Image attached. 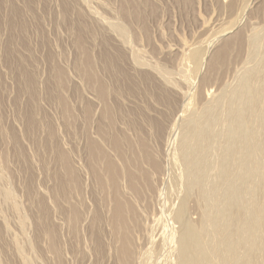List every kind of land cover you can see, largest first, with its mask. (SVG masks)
<instances>
[{
	"label": "rangeland",
	"instance_id": "374dc122",
	"mask_svg": "<svg viewBox=\"0 0 264 264\" xmlns=\"http://www.w3.org/2000/svg\"><path fill=\"white\" fill-rule=\"evenodd\" d=\"M3 2L4 0H0V16L2 18L8 14L9 9L7 5L3 4ZM11 2L14 7L22 12L23 16L21 19L27 24V29L24 34L15 33V35H17L19 38V40H17L14 45L16 59L18 63H20V59H22L24 67L27 69V71L35 77L38 85L41 84L39 85L41 93L39 94L40 98L38 100V111L36 115L39 119L46 118V120H48L53 132L52 141L57 145L59 152L64 153L62 155L64 156L65 160H67V163L70 164L73 174L76 176V179L79 183L77 185V187L79 186V188H77L79 192L70 191L68 194V202L57 199L58 201H55L58 202L57 204H60L59 206H55L53 196L54 193H52L55 183L52 175L50 174L51 170H54L55 162L52 157L49 156L47 151H44V149L41 148L39 151L37 150L33 137L26 132V120L23 117V114L29 99L25 93H19V68L16 66H10L6 60L4 47L11 32L9 28L2 26L3 23H0V163L4 162L7 165H0L2 167V169L0 167V171H3L0 173V264H60V259H55L54 252L52 251L53 253H51V249H47V240L49 239L47 235L43 236V238L40 235V237L38 236V234L41 233L38 231L44 226V221H42L43 218L40 220L41 217L38 215L40 217L38 218L35 213L37 212L36 204L34 203L36 202L35 197L42 200L49 212V223L54 228L55 234H57V238L61 243L59 244L61 245L60 250L62 251L59 250V258H61L62 264H119L120 258H118V256L115 254L120 252L119 249L121 247L124 248H121L120 250L124 249L125 251L129 252L128 255L130 254V256L127 257L129 260H127L126 264H183L184 258L182 257L184 256H181V250H179V248L182 246L181 236L185 224L189 223L190 227L193 226L192 228L199 231L204 227V221L206 219H208V221H205L207 230L206 227H204L205 230L202 229L201 231H208L209 233L210 230V234L207 233L205 235L204 233V238H206L204 239V242L208 246L207 240H209V246L207 247L204 245L203 241L202 244L206 249H210V247H212L211 250H208L213 253H211L213 257L210 256V259L214 262V264H217L218 262V264H222V257H226L223 260L226 259V261L229 262L226 263V261H223L225 262L223 264H249L246 262H251V259L252 261L255 260L252 262V264H264L263 252L260 251L257 246H254L253 243H251V237L254 235L256 230L253 232V235H251L252 233L249 234V232L246 233V235L244 232L246 231L244 229L247 227H245L247 220H249L248 217H250L252 213V208L251 210H249V208L253 206L256 208L258 205H261V209L264 208V166H262L264 165V115H261L264 114V0H11ZM65 5L68 7L66 13L64 12ZM81 23L83 24V27H81L80 43L82 48H84V52L90 59V64H92V66L95 68L96 74L99 77H97L98 80L103 83L102 85L105 90L106 103L113 109L112 113V109L109 107L111 118L113 115V123L111 120V124L114 131H111L112 128L110 129L109 127L110 124H108V118L103 116L105 109L97 90L90 83H87V79L84 77L83 73L80 72L82 66L78 65V60L81 59L80 53L82 56V49L76 46V38L78 35V27ZM116 26L120 30H117ZM91 31L95 32L94 39L91 35ZM125 32L127 35H125ZM122 34H124V36ZM235 36L238 37L239 41V45L237 43V46H235L237 48L233 47L236 42L235 44L229 43V40L232 39L233 41ZM227 44L228 46L232 44L233 45L230 48L227 46ZM224 45L227 47V51L224 49ZM104 50L107 51V53L111 56L120 54L122 57L120 66L125 71L128 79L122 80L123 83L118 87V89L116 80H119L120 77L114 72L106 69L100 58V54ZM192 50L193 52H191ZM218 50H222L223 52L226 51L228 57L224 56L226 55L224 54L223 56L225 58L222 57L224 60H221L219 58V53H217L219 56L217 54L215 55ZM194 52L197 54L202 53L201 55L197 56L198 58L196 61L200 62H198V64L193 58V55L196 54ZM216 56L217 58H213ZM51 58L57 66V69L63 73V85L58 89H55L54 87L55 79L53 75H55V72L52 69ZM220 60L222 62H220ZM210 63H213L211 66L213 67L214 65L213 68L215 69L210 67ZM216 63L218 64L217 66L215 65ZM208 68L212 71H210ZM245 69H247L248 72ZM184 70L185 73L183 72ZM247 73H250V75ZM242 74L245 75V77H243ZM244 78L245 80L248 79L249 81L247 80L248 82H245ZM262 83L263 85H261ZM46 86L54 87L51 97L48 96V91L45 88ZM243 86H246V89L248 87L250 91L245 90ZM129 87H131L130 90ZM245 92L249 93L246 94ZM243 93H245V95ZM239 95L241 96L239 97ZM259 95H263V100ZM241 97H243L242 100ZM244 97L246 99H244ZM237 99L238 101H236ZM227 102L230 103L228 104ZM220 104H222L221 106L223 107H221ZM239 104H242V107ZM65 105L70 108V115L67 119L63 112ZM210 106L211 108H209ZM118 107L120 109H118ZM229 109H232V111ZM224 110H229L230 112H226ZM207 111H209V113ZM249 111L250 114L248 117ZM124 112L125 115L128 114L129 116V114L132 113V115L135 116L130 115L132 117L129 116L130 118L128 120L127 115L124 116L125 118L123 117ZM240 112L241 114L244 112L245 113L239 116ZM202 113L205 115H202ZM217 114L219 115V118L217 117ZM213 115L217 119H215ZM229 115L231 119L228 118ZM133 117H135L136 120ZM258 117L259 121L257 120ZM213 118L214 123L212 122ZM243 118L245 119L244 122H246V120L249 121L244 124ZM148 119L149 123L150 121L153 123L148 124ZM260 119H263V125L261 124ZM233 120L236 121L233 123ZM241 121L243 122V125ZM134 122L135 128L138 125L136 131L133 127ZM155 123L159 124V126H156ZM130 124H132V126ZM198 124H200V127ZM208 125H210L211 128L208 127ZM155 126L158 127V131L155 129ZM101 127H104L107 132L110 130L109 134H105V138L108 139H104V135H101ZM150 127L154 128L151 129ZM201 127L202 129H200ZM216 128L217 130H214ZM260 128H263V130ZM154 129L155 132L157 131L156 133L154 132ZM259 129L260 131H258ZM139 130L140 132L138 133ZM160 130L161 132H159ZM9 132L16 136L18 143L17 146H19L23 153V155L21 154V157L16 154V151L18 152V150H16L17 146L16 143H14V140H11V133L8 134ZM112 133H117L118 135H114L116 137L119 136L121 138L122 136H125L129 141L134 140L137 142L140 139L136 138L138 136L137 134H139L141 137L140 145L141 143L146 145L145 151L147 150V153H149H146L147 158L145 159H149L147 160L148 162H145L144 160V164L142 163L144 179L142 178L141 180L140 178L137 184L138 187L140 186L139 188H141L138 190L139 194L136 193L137 191L132 193L135 190L131 187H127L130 186L127 184V176L123 175L126 178L125 179L120 175L122 178L119 177V180H116L117 182L115 187H119L116 189L117 194H119V200L117 194L114 193V188L112 189L113 192L112 190H107L106 188V190H103L104 192H101V189L96 190L95 183L93 184L94 179L92 178V172L88 168L87 148H90L91 144L93 143L103 148V151L107 154L109 161L113 159V161L116 162L115 158L118 155L114 152L113 148H110L111 145L109 144L110 138L114 137L109 136L113 135ZM39 134L41 140H47V133L45 129L40 131ZM207 135L208 138H206ZM215 135L218 136L215 138ZM261 136H263V139ZM197 137L203 140H197ZM218 138L220 139L218 140ZM188 139H190V141H188ZM185 140L187 142H185ZM230 141L233 142L235 149H233V151L228 154L227 152H229V150L227 148H229L231 145ZM239 142L240 144H237ZM183 144L185 147L182 146L181 148V145ZM206 144H208V146H206ZM260 144H263V146ZM140 145L138 148H142ZM241 145L245 146L244 149ZM210 146L213 147L211 148ZM224 146L227 147L225 148ZM262 147L263 149H261ZM216 148H218V150ZM236 148L237 150L241 151V153H238ZM223 149L227 150H225L226 153L223 151ZM244 150H246V153H242ZM190 151L193 152L190 153ZM232 153L234 157L231 155ZM191 154L193 158L190 157ZM148 155H150V158H148ZM221 155L223 157L229 156L221 158ZM185 156L190 158H186ZM203 157L204 160H206L205 165L203 164L205 161L201 160ZM182 158L184 159L182 160ZM194 158L196 159L194 160ZM44 159L49 161L47 164L49 163L51 165L48 164L46 167V165L43 164ZM197 159L200 160L198 161ZM236 159H238V165L236 164ZM259 159L260 161L258 162ZM65 160H62V162L64 163ZM254 160H257L256 162L260 164L259 167H257V164H255ZM181 161L184 162L182 163ZM185 162L187 166H185ZM195 162L197 163V166L194 164ZM157 163L160 165L159 168ZM59 164L60 159H58V165ZM251 165H253L252 169ZM225 166H227V168ZM260 166H262V169ZM5 167L7 171L5 170ZM7 167H9V169ZM218 167L221 168L220 171H218ZM155 169L157 172H155ZM260 171L262 173H260ZM192 172H195V174H192ZM242 172H245L249 175L246 176V174H243ZM197 175H199V178L195 177ZM217 175L220 177H217ZM227 175L229 179L226 177ZM232 177L236 178L233 179ZM247 177L251 181L247 179ZM64 178L70 180L72 178V174L68 173ZM219 178H224V180ZM243 178L247 180L245 181ZM260 178L263 179V181ZM120 179H122L123 182L122 180L120 181ZM145 179L147 180V183L144 184L143 180ZM230 179L231 181L233 180L235 182L229 181ZM220 180L222 181L220 182ZM194 181L199 182L200 186ZM240 181L243 183L242 186ZM254 181H256L257 184ZM260 181L262 183H260ZM193 182L194 184L191 185ZM117 183L121 186H117ZM211 184H213V186ZM261 184H263V186ZM202 185L204 186L202 187ZM244 185L245 189H243ZM218 186H220L221 189L218 188ZM237 186H240V188H242V190L245 192H242V190H240ZM246 186L249 187L247 188L249 191L246 190ZM93 187L95 188L93 189ZM253 187L255 190H257L256 193ZM29 191L31 194H29ZM107 191L108 193H106ZM119 191L121 194L118 193ZM237 191L238 193H236ZM222 192L224 193L222 194ZM72 193H76V196H70L73 195ZM96 193H98L100 196L103 195V197H101L103 198V201L108 198L106 195L110 196L111 194L113 195L109 197L111 200L116 195L117 198H115L119 202L120 199L124 201V203L121 201L122 206L124 204V212H127H125L127 216L124 215V222L129 220L127 222L130 224L128 227L126 224L127 222L124 223L126 224L124 229L127 231L122 229L123 234L121 237L123 239L125 233L127 232V235L129 230L128 236H125L127 240L130 239V241H128L130 242V246L127 243V248H125V240H122L118 234L122 232L115 233L114 229L112 232V228H109L112 227V224H110L112 220H110V218H114L113 216L120 209V207L116 208V203L118 202H116V200L113 198L111 202L107 200L109 203H106L105 201V204L102 205L101 203L104 202L98 194L96 197ZM181 193L185 195H182ZM245 193L250 195H246ZM134 194L137 196L140 194L141 195L140 197L138 196V198ZM202 194L204 195V198H202ZM210 194L215 197L211 199ZM120 195L122 196L120 197ZM220 195L226 197V199L223 200L225 202L222 201V197H219ZM232 195L235 196L233 197ZM259 195L262 196L260 197ZM238 196H241L242 198H239ZM243 196L247 198L244 200ZM104 197L106 199H104ZM235 198H237L238 201L235 200ZM206 199L209 201L211 200L210 203H208L209 201ZM204 201L205 204L208 203V205L203 204ZM112 202L115 206L111 204ZM231 202H239L237 204L238 208L235 209L234 205L236 207V204H232ZM68 203L70 205H68ZM224 203L226 205L229 203L230 205L226 206ZM97 204L99 208H97ZM181 206L185 207L184 210L186 212L184 211L183 218L179 220L177 218V214ZM231 206L235 210L231 209ZM113 207H115L117 211H115ZM219 207L223 211L220 210ZM111 209L113 210L112 212H115L114 214L109 213L111 212ZM243 209L247 210L244 211ZM214 210L216 212H214ZM241 210L243 211L241 212ZM71 211L76 213L77 217L72 215ZM228 211L231 217L229 216ZM248 211H251L250 216ZM261 211L263 212L260 213L261 216L259 215L260 217H258V219L260 220H258V222L264 226V210ZM100 212V215L103 218L106 216V219H104L105 221L103 220L104 223L102 225H99V223L101 224L102 222H93L96 220V218L93 217H96V215ZM128 212L131 213L130 218L133 219V221L131 220L132 223L130 222V214L128 215ZM224 212H226V214ZM237 212L241 213L240 215H242L243 212L247 213H244L246 215L240 216ZM111 214L113 216H111ZM67 215L69 217H67ZM100 215L99 218L103 219L100 217ZM201 217H205L204 221H202L203 218L201 219ZM262 217L263 220H261ZM107 218L109 219L107 220ZM238 218L240 219L238 220ZM246 218L248 219L246 220ZM210 220L212 221V224L216 222L214 223L216 225H213L214 228H217H212L213 226L211 225ZM107 223H109V225H107ZM220 223L222 224L220 225ZM90 224L98 225L97 227H95L96 225H92V227ZM230 224H232L231 227ZM219 225L220 227L222 226V228H220ZM239 226L242 231L244 230V233L241 231ZM199 227L200 229L198 230ZM233 227L234 230H232ZM229 228H231L230 230L232 233L230 232ZM94 229H97L96 232L98 234H102H100L102 236L100 237L104 251L100 254L98 253L99 251L96 252L95 244L93 242L94 240H92V237L94 236L90 234V231ZM211 229L215 233L217 229L219 230V233H222L225 236L222 234L220 235L218 231L216 233L218 235H216ZM220 229L221 231L223 229L226 231L223 230L221 232ZM257 229H260V231L257 230L254 236H256L258 240L262 238L263 240H260L263 242L264 228L262 227L261 230V228L258 227ZM235 230L241 233H238L237 231L235 232ZM211 231L213 234H211ZM259 232L261 235L263 234V237H261ZM113 233L117 234L120 238H118L117 235H115L117 238H114ZM228 233L229 236H237H234V239H232L231 237H227ZM242 233V236L246 235V237H243L244 240L241 238L243 240L241 241H245L243 244L246 242L249 244L250 240L252 248L249 246L250 244L248 245L247 243L246 244L248 246H245L242 243L240 245L239 238L241 237L240 235ZM93 234L95 233L93 232ZM258 234L260 236H258ZM209 235L214 236L210 237ZM208 237H210V239H207ZM224 237L227 239L225 240L226 242H228V239L229 241L230 239L232 240L230 243L232 244L233 242V244L230 245L233 248L238 247L237 245H239L238 248H234L235 252L238 249L237 251L239 254H236L238 252H234L235 256H232L234 255L233 250L229 251L231 252L229 254V252L226 250V242H224L226 248L222 247V240ZM235 238L237 239L236 241ZM245 238L246 240L247 238L249 240L246 241ZM256 238L255 240L257 241ZM119 239L124 242L125 246H120L121 244L119 245V243L123 244V242H120ZM211 239H213L211 242H213L215 246H220L221 243V248L210 246L213 245V243L210 242ZM113 240L115 241L113 242ZM216 240H219V242ZM260 240L257 242H260ZM116 241L117 243L119 241L118 244L116 243L118 249L115 244ZM236 242H238L237 245L233 246L236 244ZM112 243H114L115 246L112 247ZM153 245H157L159 248L157 246L155 248ZM247 247L248 249L251 248L250 252L247 249L245 250ZM255 247L258 250H255ZM114 248H116L117 251ZM239 248H241V251ZM213 249L216 251L213 252ZM178 250L180 253H178ZM254 250L256 253L257 251L260 252V254H255ZM159 251L160 253H158ZM225 251L229 254H227L229 257L225 256ZM243 252L245 254L247 252L248 253L247 255H244ZM251 253H253V256ZM98 254L100 256H97ZM149 254L152 256L151 258ZM177 254L179 255L177 256ZM145 255H147V257ZM202 255L205 258L204 254L199 253V255H197V259H195V256L192 263L195 260H203V262H205L203 258L201 259ZM179 256H181L182 259H180ZM246 256L247 258L245 259ZM257 256L263 257L259 258ZM143 257H146L145 262H143ZM233 257L238 260H235ZM233 259L236 261L235 263Z\"/></svg>",
	"mask_w": 264,
	"mask_h": 264
},
{
	"label": "bare ground",
	"instance_id": "6f19581e",
	"mask_svg": "<svg viewBox=\"0 0 264 264\" xmlns=\"http://www.w3.org/2000/svg\"><path fill=\"white\" fill-rule=\"evenodd\" d=\"M3 4L4 5H7L8 6V14L6 15V16H4L3 18L0 16V23H3L2 24V26H4V27H7V28H9L10 29V32H11V34H10V36L8 37V41H6V44H5V47H4V54H5V57H6V60L8 61V63L10 64V66H16V67H18L19 68V81H20V83H19V93H25L27 96H28V99H29V101H28V103H27V105H26V108H25V112H24V114H23V117L25 118V120H26V132L29 134V135H31L32 137H33V139H34V141H35V143H36V147H37V150L39 151V149L41 148V149H44V151H47L48 153H49V156H51L52 157V159L54 160V162H55V166H54V170L52 171L51 170V175H52V177H53V179H54V183H55V185H54V187H53V190H52V193H54L53 194V196H54V201L55 200H57V199H61L62 201H66V202H68V194H69V192L70 191H72V192H75V191H77V192H79L78 190H77V188H79V186L77 187V185L79 184L78 183V181H77V179H76V176L73 174V171H72V168H71V166H70V164H68L67 163V160H65V158H64V156L62 155V154H64V153H61V152H59V150H58V148H57V145L52 141V138H53V132H52V129H51V126H50V124H49V122H48V120H46V118H42V119H39L38 117H37V115H36V113H37V111H38V100H39V98H40V86L39 85H41V84H39L38 85V82H37V80L35 79V77L31 74V73H29L28 71H27V69L24 67V64H23V61H22V59H20V63H18V61H17V59H16V54H15V52H14V45H15V43L17 42V40H19V38H18V36L17 35H15V33H18V34H24L25 32H26V29H27V24L21 19V17L23 16V14H22V12L19 10V9H17L16 7H14V5L12 4V2H11V0H4V2H3ZM67 10H68V7L65 5V7H64V12L66 13L67 12ZM118 25V24H117ZM0 27H1V25H0ZM81 27H83V24L81 23L80 24V26L78 27V35H77V38H76V46L77 47H79V48H81L82 49V56H81V53H80V57H81V59H79L78 60V65L79 66H82V69H80L81 71V73H83V75H84V77L87 79V83H90L96 90H97V92H98V95H99V97L101 98V101L103 102V105H104V114H103V116L104 117H107L108 118V120H109V122H108V124H110L109 125V127H110V129L112 128V130L111 131H114L113 130V126H112V124H111V120H112V123H113V115H112V118H111V115H110V110H109V107L112 109V107L111 106H109L107 103H106V99H105V90H104V87H103V83H101L99 80H98V76H97V74H96V71H95V68L92 66V64H90V59L88 58V55L84 52V48H82V45H81V43H80V40H81ZM119 27V26H118ZM120 27H121V25H120ZM116 28H117V26H116ZM119 28H117V30H118ZM123 29V28H122ZM124 29H125V27H124ZM120 30V29H119ZM125 31V30H124ZM124 31H122V32H124ZM121 32V31H120ZM91 35H92V37H93V39L95 38V32L94 31H91ZM123 36H124V34H122ZM125 35H127L126 34V32H125ZM127 38V37H126ZM234 40L232 41V39L231 40H229V43H233V44H235V42H236V44L233 46V47H235V46H237V43H238V45H239V41H238V37L237 36H235L234 38H233ZM241 40V39H240ZM231 41V42H230ZM238 41V42H237ZM226 43H228V42H226ZM232 44V45H233ZM232 45H230V46H228V44H227V46L228 47H230L231 48V46ZM224 47H225V45H224ZM201 48V47H200ZM199 48V49H200ZM235 48H237V47H235ZM198 49V50H199ZM202 49H204V48H202ZM225 50L227 49V47H225L224 48ZM229 49V48H228ZM223 50V49H222ZM222 50H218L216 53H215V55L217 54V53H219V55L221 56H219L218 54V56H219V58L221 59V60H224V59H222V57L223 58H225L224 56H227V54H226V51H222ZM195 51V50H194ZM191 52H193V50L191 51ZM197 52V51H196ZM196 52H194V53H196ZM199 52H201V51H199ZM228 53V52H227ZM192 54V53H191ZM197 54V53H196ZM194 54L193 55V58H194V60L196 61L197 60V56L198 55H201V54ZM224 54H226V55H224ZM214 55V56H215ZM224 55V56H223ZM192 56V55H191ZM136 57H137V55H136ZM202 57V56H201ZM228 57V56H227ZM227 57H226V59H227ZM49 58H50V56H49ZM100 58H101V60H102V62H103V65H104V67L106 68V69H108V70H110V71H112V72H114L115 74H117L119 77H120V79L119 80H116V83L118 84V86H117V89H118V87L119 86H121L122 85V80H126V79H128V76L126 75V73H125V71L122 69V67L120 66V62H121V60H122V57H121V55L120 54H116V55H114V56H111V55H109L108 53H107V51H102L101 52V54H100ZM135 58V57H134ZM200 58V57H199ZM213 58H217V56L216 57H213ZM212 58V59H213ZM218 58V59H219ZM202 59V58H201ZM225 59V60H226ZM200 60V59H199ZM220 60V62H222ZM189 61V60H188ZM192 61H193V59H192ZM191 61V62H192ZM214 61H215V59H214ZM217 61V60H216ZM51 64H52V69H53V71L55 72V75H53V77H54V79H55V89H58V88H61L62 87V85H63V83H62V80H63V73L59 70V69H57V66L55 65V63H54V61H53V59L51 58ZM197 62V61H196ZM195 62V63H196ZM199 62V61H198ZM198 62H197V64H198ZM213 62V61H212ZM218 62H219V60H218ZM200 63V62H199ZM224 63V62H223ZM226 63V62H225ZM184 64V63H183ZM213 64V63H212ZM211 63H210V67H212L211 65H212ZM195 65V64H194ZM200 65V64H199ZM216 66L218 65L217 63L215 64ZM185 66V65H184ZM213 67H214V65H213ZM212 67V68H213ZM194 68V67H193ZM195 69H196V67H195ZM195 69H193V70H195ZM198 69V68H197ZM209 69V68H208ZM213 69H215V68H213ZM210 70V69H209ZM245 70H247V69H245ZM181 71H182V69H181ZM210 71H212V70H210ZM166 72V71H165ZM184 73H185V70L183 71ZM247 72H248V70H247ZM243 74H244V72H243ZM242 74V76L243 77H245V75H243ZM247 74H249L250 75V73H247ZM185 75V74H184ZM248 75V76H249ZM264 76V75H263ZM98 77V78H97ZM189 77V76H188ZM250 77V76H249ZM251 78V77H250ZM249 78V79H250ZM264 78V77H263ZM242 79V78H241ZM240 79V80H241ZM244 80H245V78H244ZM248 80V79H247ZM247 80H245V82L247 81ZM253 80V79H252ZM264 80V79H263ZM121 81V82H120ZM249 81V80H248ZM247 81V82H248ZM242 82V81H241ZM115 83V84H116ZM239 83H240V81H239ZM252 83V82H251ZM243 84V83H242ZM249 84V83H248ZM248 84H245V85H248ZM250 85V84H249ZM255 85V84H254ZM261 85H263V83L261 84ZM116 86V85H115ZM43 87V86H42ZM54 87H49V86H46L45 88L47 89V91H48V96L49 97H51V93H52V91L54 90ZM244 87V86H243ZM246 87V86H245ZM244 87V88H245ZM249 87H252V86H249ZM130 88L131 87H129V90H130ZM238 88V87H237ZM244 88H243V91H244ZM116 89V90H117ZM254 89V88H253ZM119 90H120V88H119ZM232 90H234V89H232ZM236 90H238V89H236ZM241 90V89H240ZM245 90H248V91H250V89L247 87V89L245 88ZM241 92H242V90H241ZM254 92V91H253ZM255 92H256V90H255ZM264 92V91H263ZM236 93V92H235ZM246 94H248L247 92H245ZM245 93H243L244 95H245ZM237 94V93H236ZM242 94V93H241ZM261 94V93H260ZM224 95V94H223ZM243 95V96H244ZM255 95V94H254ZM226 96V95H225ZM229 96H231V95H229ZM228 96V97H229ZM241 95H239V97H240ZM261 98H262V96L263 95H259ZM221 97H222V95H221ZM227 97V96H226ZM232 97V96H231ZM248 97V96H247ZM242 98L243 97H241V100H242ZM226 99V98H225ZM229 99H230V97H229ZM244 99H246L245 97H244ZM249 99V98H248ZM252 99V98H251ZM253 99H254V97H253ZM256 99H257V97H256ZM260 99V98H259ZM233 100V99H232ZM231 100V101H232ZM258 100V99H257ZM262 100H263V98H262ZM223 101V100H222ZM230 101V102H231ZM235 101V100H234ZM233 101V102H234ZM236 101H238V99L236 100ZM246 101V100H245ZM219 102V101H218ZM229 102V103H230ZM228 103V102H227ZM228 103V104H229ZM238 103V102H237ZM250 103V102H249ZM252 103V102H251ZM215 104V103H214ZM216 105V104H215ZM222 104H220V106H221ZM227 105V104H226ZM240 105V104H239ZM242 105V104H241ZM240 105V106H241ZM252 105V104H251ZM257 105H259V104H257ZM228 106V105H227ZM226 106V107H227ZM230 106V105H229ZM233 106V105H232ZM231 106V107H232ZM250 106V105H249ZM256 106V105H255ZM219 107V106H218ZM221 107H223V106H221ZM233 107H235V106H233ZM242 107V106H241ZM257 107V106H256ZM255 107V108H256ZM209 108H211V106L209 107ZM213 108V107H212ZM216 108V107H215ZM236 108H238V107H236ZM250 108H251V106H250ZM70 108H68L67 107V105H65V108H64V115H65V117H66V119L69 117V110ZM116 109V108H115ZM118 109H120L119 107H118ZM207 109V108H206ZM228 109V108H227ZM233 109H235V108H233ZM239 109V108H238ZM87 110V109H86ZM85 110V111H86ZM208 110V109H207ZM219 110V109H218ZM230 111H232V109H229ZM226 111V110H224V111H226V112H230V111ZM237 110V109H236ZM241 110V109H240ZM254 110V109H253ZM191 111V110H190ZM203 111V110H202ZM238 111V110H237ZM237 111H236V113H237ZM242 111V110H241ZM251 111V110H250ZM250 111H249V113H248V117H249V114H250ZM255 111H258V110H255ZM264 111V110H263ZM208 113H209V111H207ZM246 112V111H245ZM244 112V113H245ZM260 112V111H259ZM112 113H113V109H112ZM126 113H131V112H126ZM206 113V112H205ZM207 113V114H208ZM211 113V112H210ZM236 113H235V116H236ZM244 113H242V114H244ZM247 113V112H246ZM255 113V112H254ZM122 114H123V112H122ZM239 114V113H238ZM238 114H237V116H238ZM241 114V112H240V114H239V116L240 115H242ZM260 114V113H259ZM127 116H128V114H126ZM125 115V112H124V115H123V117L124 116H126ZM130 115H132V113L131 114H129V116ZM194 115V114H193ZM202 115H205V114H203L202 113ZM212 115V114H211ZM227 115V114H226ZM255 115V114H254ZM261 115H264V114H261ZM128 116V120H129V118L130 117H132V116H135V115H132V116H130L129 117ZM200 116V115H199ZM198 116V117H199ZM208 116V115H207ZM219 115L217 114V117H218ZM228 116V115H227ZM226 116V117H227ZM246 116V115H245ZM203 117V116H202ZM201 117V118H202ZM213 117H215L214 115H213ZM232 117V116H231ZM234 117V116H233ZM247 117V118H248ZM125 118V117H124ZM134 119H135V117H133ZM200 118V117H199ZM219 118V117H218ZM223 118V117H222ZM228 118H230V115H229V117ZM238 118V117H237ZM242 118V117H241ZM260 118H263V117H260ZM132 119V118H131ZM130 119V120H131ZM133 119V120H134ZM197 119V118H196ZM205 119V118H204ZM215 119H217L216 117H215ZM227 119V118H226ZM231 119V118H230ZM229 119V120H230ZM236 119V118H235ZM240 119V118H239ZM249 119V118H248ZM255 119V118H254ZM259 119V117L257 118V120ZM136 120V119H135ZM134 120V121H135ZM146 120V119H145ZM222 120V119H221ZM236 120H238V119H236ZM236 120H233V123L236 121ZM242 120V119H241ZM244 118H243V122H244ZM250 120V119H249ZM249 120H246V122L247 121H249ZM263 120V119H262ZM261 119H260V122H261V124H262V121ZM148 122V124H152L153 122L152 121H150V123H149V119L147 120ZM216 121V120H215ZM251 121V120H250ZM259 121V120H258ZM199 122V121H198ZM213 123H214V118H213V121H212ZM220 122V121H219ZM218 122V123H219ZM240 122V121H239ZM243 122L241 121V123H242V125H243ZM246 122H244V124L246 123ZM254 122V121H253ZM257 122V121H256ZM130 123H131V121H130ZM133 123V122H132ZM193 123V122H192ZM212 123V124H213ZM237 123V122H236ZM235 123V124H236ZM255 123V122H254ZM254 123H253V125H254ZM264 123V122H263ZM107 124V123H106ZM209 124V123H208ZM222 124V123H221ZM260 124V123H259ZM131 126H132V124H130ZM154 125V124H153ZM155 125L156 126H159V124H156L155 123ZM199 125V127H200V124H198ZM202 125V124H201ZM214 125V124H213ZM215 125H216V123H215ZM218 125H220V124H218ZM237 125H239V124H237ZM241 125V124H240ZM251 125V124H250ZM263 125V124H262ZM151 126V125H150ZM155 126V127H156ZM193 126H194V124H193ZM231 126V125H230ZM235 126V125H234ZM255 126V125H254ZM107 127V126H106ZM108 127V128H109ZM133 127L135 128V122H134V125H133ZM137 127H138V125L136 126V128H135V131H136V129H137ZM204 127H205V125H204ZM208 127H210V125H208ZM214 127V126H213ZM218 127V126H217ZM222 127V126H221ZM220 127V128H221ZM251 127V126H250ZM253 127V126H252ZM107 128V129H108ZM151 128V127H150ZM152 128H154V127H152ZM151 128V129H152ZM158 127H156L155 129H157ZM211 128V127H210ZM242 128H243V126H242ZM46 130V133H47V140H41L40 139V137H39V133H40V131H42V130ZM139 129H140V127H139ZM155 129H154V132H155ZM159 129H160V127H159ZM190 129V128H189ZM192 129H193V127H192ZM191 129V130H192ZM200 129H202V127L200 128ZM224 129V128H223ZM249 129V128H248ZM252 129V128H251ZM261 129V128H260ZM260 129L258 130V131H260ZM197 130V129H196ZM206 130V129H205ZM214 130H217V128L216 129H214ZM228 130V129H227ZM261 130H263V128L261 129ZM109 131L110 130H108V132H107V130L106 129H104V127H101L100 128V133H101V135H104V139H108V138H105V136L107 135V134H109ZM157 131H158V129H157ZM156 131V132H157ZM198 131V130H197ZM203 131V130H202ZM207 131V130H206ZM248 131V130H247ZM140 132V130L138 131V133ZM155 132V133H156ZM159 132H161V130L159 131ZM159 132H158V135H159ZM194 132V131H193ZM222 132V131H221ZM242 132V131H241ZM245 132V131H244ZM263 132H264V130H263ZM11 132H9L8 134H10ZM189 133V132H188ZM190 133H192V132H190ZM227 133V132H226ZM230 133V132H229ZM252 133V132H251ZM106 134V135H105ZM113 134V133H112ZM115 134H117V133H114L113 135H109V136H114ZM137 134V133H136ZM198 134H199V132H198ZM198 134H197V136H198ZM207 134V133H206ZM213 134V133H212ZM118 135V134H117ZM139 137H138V136ZM136 136V138H140L141 139V137H140V135L139 134H137ZM201 135V134H200ZM208 135H209V133H208ZM208 135H207V137L206 138H208ZM251 135V134H250ZM10 136V135H9ZM108 136V137H109ZM120 136H122V135H120ZM190 136V135H189ZM206 136V135H205ZM210 136H211V134H210ZM216 136H218V135H215V138H216ZM263 136H264V134H263ZM263 136H261L262 137V139H263ZM116 136H114V137H112V138H110V148L112 149L113 148V150H114V152L118 155L116 158H115V160H116V162H114L113 161V159H111L110 161H109V159H108V156H107V154L103 151V148H101V147H99V146H97L95 143H93V144H91V143H89V144H91V146H90V148H87V157H88V168L90 169V171L92 172V178L94 179V181H93V184L95 183V187H96V190L97 189H101V192H104L103 190H112L113 188H114V193H116L117 194V190L116 189H118L119 187H117V188H115L116 187V180H119L118 178L119 177H124L125 175L127 176V178H128V183L127 184H129L130 186H127V187H131L132 189H134L135 191H133L132 193H134V192H136L137 194H139L138 192V190H140L141 188H139L138 187V182H139V180H140V178H141V180H142V178L144 177V170L142 169V163L144 164V160L147 158L146 157V155L147 154H149V153H147V150L145 151V148H146V145H144L143 143H141V145H140V139H139V141L137 142V141H129L128 140V138H126L125 136H122L121 138L119 137V136H117L116 138H115ZM199 137V136H198ZM197 137V140L199 139ZM220 137V136H219ZM252 137V136H251ZM103 138V137H102ZM135 138V139H136ZM185 138V137H184ZM205 138V137H204ZM213 138H214V136H213ZM213 138H211V139H213ZM221 138V137H220ZM220 138H218V140L220 139ZM223 138V137H222ZM226 138V137H225ZM256 138V137H255ZM255 138H253V139H255ZM14 140V143H16V146L18 145V143H17V139H16V136L13 134V133H11V140ZM103 139V140H104ZM201 139V138H200ZM199 139V140H200ZM210 139V138H209ZM235 139V138H234ZM252 139V140H253ZM261 139V140H262ZM136 140H138V139H136ZM191 140H192V138H191ZM195 140H196V136H195ZM203 139H201V141H202ZM224 140H228V139H224ZM237 140V139H236ZM242 140V139H241ZM244 140V139H243ZM256 140H257V138H256ZM255 140V141H256ZM264 140V139H263ZM105 141V140H104ZM188 141H190V139H188ZM233 141V140H232ZM246 141V140H245ZM254 141V142H255ZM108 142V141H107ZM183 142V141H182ZM185 142H187L186 140H185ZM231 142V141H230ZM235 142V141H234ZM242 142V141H241ZM190 143V142H189ZM205 143H206V140H205ZM225 143V142H224ZM250 143V142H249ZM140 145V147L142 146V148L144 149H142V148H138L139 147V145ZM179 144V143H178ZM237 144H240V142L239 143H237ZM244 144V143H243ZM246 144V143H245ZM254 144V143H253ZM258 144V143H257ZM137 145V146H136ZM188 145V144H187ZM190 145V144H189ZM193 145H194V143H193ZM231 145H232V147H231ZM231 145H230V149L229 148H227L228 150H229V152H227L228 154L229 153H231L232 151H233V149H235L234 148V145H233V142H231ZM255 145V144H254ZM260 145H262L263 146V144H260ZM182 146H184V144L183 145H181V148H182ZM191 146V145H190ZM189 146V147H190ZM195 146V145H194ZM201 146V145H200ZM206 146H208V144H206ZM241 146H243V145H241ZM240 146V147H241ZM257 146V145H256ZM185 147V146H184ZM211 147V146H210ZM213 147V146H212ZM211 147V148H212ZM218 147H220V146H218ZM225 147V146H224ZM223 147V148H224ZM227 147V146H226ZM225 147V148H226ZM237 147H239V146H237ZM244 147L245 146H243V149H244ZM261 147V146H260ZM259 147V148H260ZM188 148V147H187ZM186 148V149H187ZM215 148V147H214ZM248 148V147H247ZM254 148H255V146H254ZM259 148H258V150H259ZM189 149V148H188ZM202 149V148H201ZM217 150H218V148H216ZM215 149V150H216ZM246 149V148H245ZM261 149H263V147L261 148ZM16 150H18V152L16 151V154H18L20 157L23 155V153H22V151H21V149L19 148V146H17V149ZM142 150V151H141ZM178 150V149H177ZM180 150V149H179ZM196 150H197V148H196ZM198 150H199V148H198ZM208 150V149H207ZM226 150V149H225ZM224 149H223V151H225ZM236 150H237V148H236ZM241 150H242V148H241ZM145 151V152H144ZM180 151H182V150H180ZM186 151V150H185ZM193 151H194V149H193ZM192 151V152H193ZM210 151H211V149H210ZM227 151V150H226ZM226 151H225V153H226ZM235 151V150H234ZM246 150H244L242 153H244ZM191 151H190V153H192ZM196 152V151H195ZM217 152V151H216ZM237 152L239 153H241V151H239V150H237ZM39 153V152H38ZM147 153V154H146ZM208 153V152H207ZM215 153V152H214ZM246 153V152H245ZM256 153H257V151H256ZM22 154V155H21ZM115 154V155H116ZM183 154H184V152H183ZM186 154V153H185ZM188 154H189V152H188ZM193 154H196V153H193ZM202 154V153H201ZM218 154V153H217ZM203 155H204V153H203ZM205 155H208V154H205ZM210 155V154H209ZM232 156H233V153L231 154ZM236 155V154H235ZM253 155V154H252ZM149 157L148 158H150V155H148ZM182 156V155H181ZM189 156V155H188ZM222 156V155H221ZM220 156V157H221ZM229 156V155H228ZM228 156H225V157H228ZM238 156V155H237ZM250 156V155H249ZM256 156V155H255ZM260 156V155H259ZM186 157V156H185ZM191 158H193L192 157V154H191V156H190ZM190 157H186V158H190ZM205 157V156H204ZM204 157H203V159H201V160H204ZM208 157V156H207ZM206 157V158H207ZM225 157H221V158H225ZM234 157V156H233ZM245 157V156H244ZM243 157V158H244ZM252 157H254V156H252ZM17 158H19V157H17ZM179 158H181V157H179ZM198 158H199V155H198ZM213 158V157H212ZM220 158V159H221ZM237 158V157H236ZM246 158H247V155H246ZM260 158V157H259ZM263 158H264V156H263ZM58 159H60V164L58 165ZM184 158H182V160H183ZM196 158H194V160H195ZM199 159V160H200ZM228 159H230V158H228ZM235 159V158H234ZM238 159H239V157H238ZM238 159H236V164L238 165V163H237V160ZM62 160H65V162L63 163L62 162ZM147 160H149V159H147ZM147 160H145V162L147 161ZM189 160V159H188ZM191 160V159H190ZM198 160V159H197ZM198 160V161H199ZM232 160V159H231ZM240 160V159H239ZM253 160V159H252ZM4 161V160H3ZM2 161V162H3ZM205 162L203 163L204 165H205V163H206V160H204ZM218 161V160H217ZM223 161V160H222ZM244 161V160H243ZM246 161V160H245ZM257 161V160H256ZM255 160H254V162H255V164H257V167H259V163H257ZM260 161V159L258 160V162ZM261 161H262V159H261ZM44 163L43 164H45L46 165V167H47V165L49 164H47V162H49V161H47L46 159H44V161H43ZM148 162V161H147ZM182 163L184 162V161H181ZM210 162H212V161H210ZM209 162V163H210ZM223 162H225V161H223ZM232 162V161H231ZM242 162V161H241ZM253 162V163H254ZM172 163V162H171ZM182 163H181V165H182ZM187 163H190V162H187ZM213 163V162H212ZM226 163H227V161H226ZM229 163H230V161H229ZM228 163V164H229ZM244 163V162H243ZM242 163V164H243ZM1 164H5L4 162L3 163H0V165ZM148 164V163H147ZM195 165L197 164L196 162L194 163ZM200 164V163H199ZM232 164V163H231ZM240 164V163H239ZM245 164V163H244ZM248 164V163H247ZM255 164H254V166H255ZM262 164V163H261ZM6 165V164H5ZM5 165H3V166H5ZM49 165H51V164H49ZM157 165H159L158 163H157ZM157 165H155V166H157ZM172 165V164H171ZM178 165V164H177ZM203 165V166H204ZM208 165V164H207ZM206 165V166H207ZM212 165V164H211ZM219 165V164H218ZM221 165H222V163H221ZM223 165H224V163H223ZM225 165H227V164H225ZM236 165V166H237ZM7 166V165H6ZM184 166V165H183ZM185 166H187L186 165V162H185ZM184 166V167H185ZM197 166V165H196ZM213 166V165H212ZM248 166V165H247ZM262 166H264V165H262ZM262 166H260V168L262 167ZM1 167V166H0ZM44 167V166H43ZM154 167V166H153ZM160 167V165L158 166V168ZM182 167V166H181ZM183 167V168H184ZM193 167H195V166H193ZM199 167V166H198ZM197 167V168H198ZM215 167V166H214ZM219 167H221V166H219ZM218 167V171H220V169L221 168H219ZM226 168H227V166H225ZM228 167H229V165H228ZM232 167V166H231ZM249 167V166H248ZM252 167H253V165H251V169H252ZM4 168V167H3ZM8 169H9V167H7ZM49 168V167H48ZM191 168V167H190ZM196 168V167H195ZM238 168V167H237ZM236 168V169H237ZM243 168V167H242ZM246 168V167H245ZM250 168V167H249ZM1 169H2V167H1ZM45 169H47V168H45ZM157 169V168H156ZM155 169V170H156ZM161 169V168H160ZM178 169V168H177ZM184 169H186V168H184ZM204 169V168H203ZM210 169V168H209ZM214 169V168H213ZM228 169H230V168H228ZM228 169H226V170H228ZM248 169V168H247ZM254 169V168H253ZM262 169V168H261ZM4 170V169H3ZM5 170H6V167H5ZM159 170V169H158ZM180 170H182V169H180ZM195 170V169H194ZM199 170V169H198ZM205 170H206V168H205ZM208 170V169H207ZM210 170H212V169H210ZM209 170V171H210ZM224 170V169H223ZM230 170H233V169H230ZM240 170V169H239ZM249 170V169H248ZM255 170V169H254ZM253 170V171H254ZM2 171V170H1ZM1 171H0V173H1ZM7 171V170H6ZM160 171V170H159ZM176 171V170H175ZM184 171V170H183ZM189 171V170H188ZM200 171V170H199ZM198 171V172H199ZM201 171H202V168H201ZM204 171V170H203ZM209 171H208V173H209ZM243 171V170H242ZM244 171H245V169H244ZM251 171V170H250ZM258 171V170H257ZM3 172V171H2ZM90 172V173H91ZM155 172H157V170L155 171ZM179 172V171H178ZM195 172H196V170H195ZM195 172H192V174H195ZM229 172H233V171H229ZM238 172V171H237ZM240 172H241V170H240ZM246 172H248V171H246ZM252 172V171H251ZM259 172V171H258ZM68 173H71L72 174V178L70 179V180H67V179H65L64 177L68 174ZM173 173V172H172ZM180 173H181V171H180ZM184 173H186V172H184ZM200 173H202V172H200ZM243 173V172H242ZM241 173V174H242ZM245 173V172H244ZM243 173V174H244ZM253 173V172H252ZM260 173H262L261 171H260ZM187 174V173H186ZM217 174H219V173H217ZM222 174V173H221ZM225 174V173H224ZM228 174V173H227ZM232 174V173H231ZM234 174V173H233ZM237 174H239V173H237ZM246 174V173H245ZM121 175V176H120ZM124 175V176H123ZM189 175V174H188ZM191 175V174H190ZM201 175V174H200ZM210 175V174H209ZM208 175V176H209ZM220 175V174H219ZM230 175V174H229ZM240 175V174H239ZM249 174H246V176H248ZM253 175V174H252ZM256 175H257V173H256ZM148 176V175H147ZM171 176V175H170ZM186 176V175H185ZM194 176V175H193ZM192 176V177H193ZM199 175H197V176H195L196 178H199L198 177ZM203 176V175H202ZM205 176V175H204ZM212 176V175H211ZM231 176V175H230ZM260 176V175H259ZM121 177V178H122ZM177 177V176H176ZM175 177V178H176ZM189 177V176H188ZM192 177H191V181H192ZM217 177H220V176H218L217 175ZM227 178H228V175L226 176ZM234 177V176H233ZM232 177V178H233ZM239 177V176H238ZM250 177V176H249ZM125 178V177H124ZM146 178V177H145ZM172 178V177H171ZM194 178V177H193ZM195 178V179H196ZM206 178V177H205ZM212 178V177H211ZM236 178V177H235ZM235 178H233V179H235ZM246 178V177H245ZM262 178V177H261ZM260 178V179H261ZM126 179V178H125ZM144 179V178H143ZM216 179H218V178H216ZM219 179H223L224 180V178H219ZM226 179V178H225ZM229 179V178H228ZM244 179V178H243ZM247 179H249L248 177H247ZM246 179V180H247ZM259 179V180H260ZM122 179H120V181H121ZM176 180V179H175ZM190 180V179H189ZM200 180V179H199ZM199 180H197V181H199ZM208 180V179H207ZM210 180H212V179H210ZM209 180V181H210ZM213 180H214V178H213ZM237 180H238V178H237ZM236 180V181H237ZM245 180V179H244ZM245 180V181H246ZM250 180V179H249ZM256 180V179H255ZM262 181H263V179H261ZM144 181V184L145 183H147V180L145 179V180H143ZM187 181V180H186ZM195 182V183H197V184H199V182ZM222 180H220V182H221ZM229 181H231V179L229 180ZM233 181V180H232ZM231 181V182H232ZM241 181H242V178H241ZM240 181V183H241V186H242V182ZM251 181V180H250ZM256 181H258V180H256ZM256 181H254L255 183H256ZM122 182H123V180H122ZM177 182V181H176ZM194 182L193 183H191V185H193L194 184ZM212 182V181H211ZM218 182V181H217ZM230 182V183H231ZM233 182H235V181H233ZM239 182V181H238ZM238 182H236V183H238ZM249 182V181H248ZM175 183V182H174ZM174 183H172V184H174ZM206 183V182H205ZM205 183H204V185H205ZM250 183V182H249ZM260 183H262L261 181H260ZM223 184V183H222ZM229 184V183H228ZM233 184V183H232ZM251 184H252V182H251ZM257 184V183H256ZM204 185H202V187L204 186ZM212 186H213V184H211ZM211 185H210V187H211ZM214 185H215V183H214ZM236 185H238V184H236ZM248 185V184H247ZM262 186H263V184H261ZM94 186V185H93ZM117 186H121L120 184H118L117 183ZM175 186V185H174ZM199 186H200V184H199ZM230 186H232V185H230ZM255 186V185H254ZM259 186V185H258ZM95 187H93V189L95 188ZM176 187H177V185H176ZM187 187V186H186ZM190 187V186H189ZM188 187V188H189ZM195 187V186H194ZM214 187H217V186H214ZM229 187V186H228ZM233 187V186H232ZM235 187V186H234ZM238 187V186H237ZM236 187V188H237ZM106 188V189H105ZM130 188V189H131ZM175 188V187H174ZM183 188V187H182ZM191 188H192V186H191ZM190 188V189H191ZM218 188H220V186H218ZM230 188V187H229ZM240 190H242V188H240V186L238 187ZM247 188H249V187H247L246 186V190H248ZM254 188V187H253ZM258 188V187H257ZM263 188V187H262ZM130 189H129V191H130ZM132 189H131V191H132ZM185 189V188H184ZM210 189V188H209ZM212 189V188H211ZM216 189V188H215ZM221 189V188H220ZM231 189V188H230ZM234 189V188H233ZM238 189V190H239ZM243 189H245V185H244V188ZM261 189V188H260ZM120 190V189H119ZM127 190H128V188H127ZM172 190H174V189H172ZM204 190V189H203ZM202 190V191H203ZM213 190V189H212ZM225 190H226V188H225ZM224 190V191H225ZM232 190V189H231ZM95 191V190H94ZM130 191V192H131ZM168 191V190H167ZM185 191H186V189H185ZM201 191V190H200ZM227 191H229V190H227ZM249 191V190H248ZM247 191V192H248ZM254 191H255V193H256V191L257 190H255V188H254ZM27 192H28V190H27ZM96 192V191H95ZM109 192H111V191H109ZM112 192H113V190H112ZM111 192V193H112ZM187 192V191H186ZM204 192V191H203ZM202 192V193H203ZM242 192H245V191H243L242 190ZM242 192H241V194H242ZM259 192V191H258ZM257 192V193H258ZM263 192V191H262ZM9 193V192H8ZM106 193H108V191L106 192ZM118 193H120V191L118 192ZM185 193V192H184ZM205 193H206V191H205ZM208 193H209V191H208ZM212 193H213V191H212ZM219 193V192H218ZM224 192H222V194H223ZM232 193H233V191H232ZM236 193H238V191L236 192ZM250 193V192H249ZM260 193V192H259ZM258 193V194H259ZM12 194V193H11ZM29 194H31V192L29 191ZM73 194V193H72ZM76 193H74L73 195H70V196H74ZM97 194L98 193H96V197H97ZM121 194V193H120ZM182 194V193H181ZM217 194V193H216ZM216 194H214V195H216ZM221 194V193H220ZM221 194V195H222ZM240 194V195H241ZM246 195L248 194V193H245ZM245 194H243V195H245ZM99 195V194H98ZM109 195H110V193H109ZM112 195V194H111ZM110 195V196H111ZM115 195V194H114ZM135 195V194H134ZM141 195V194H140ZM140 195H138L139 197H140ZM175 195V194H174ZM177 195V194H176ZM180 195V194H179ZM182 195H185V194H182ZM203 195V194H202ZM201 195V196H202ZM219 196L220 198L222 197L223 199H222V201L224 200V199H226V193H225V196ZM248 195H250V194H248ZM7 196V195H6ZM5 196V197H6ZM29 196V195H28ZM31 196V195H30ZM76 196V195H75ZM100 196V195H99ZM108 198L110 197V196H108V195H106ZM113 196V195H112ZM117 196H118V200H119V194H117ZM117 196L115 195V197L117 198ZM122 195H120V197H121ZM136 197H138L137 195H135ZM165 196H167V195H165ZM210 196H211V199L212 198H214L211 194H210ZM218 196V195H217ZM227 196H228V194H227ZM233 196V195H232ZM235 196V195H234ZM233 196V197H234ZM260 196V195H259ZM262 196V195H261ZM260 196V197H261ZM33 197V196H32ZM31 197V198H32ZM101 197H103V195L102 196H100V198ZM115 197H113L115 200H116V202H118V203H116V208L118 207H120V209L117 211L116 210V208L115 207H113L114 209H115V211H117V212H119V213H115V212H112L113 210L111 209V212H109V213H115V215L113 216L112 214H111V216H113L114 218H112L111 216V218H110V220H112L111 222H110V224H112V227H109L110 229L112 228V232H113V229H114V232L116 233H118V232H122V233H118L119 235H120V237H121V235L123 234V230H126V229H124L125 228V225L127 224V226L130 224H128V222L127 221H129V220H126L125 222H127L126 224H124L125 222H124V215H126L127 216V212L125 213L124 212V210L123 209H125L124 208V204H123V206H122V202L124 203V201H122L121 199H120V202L115 198ZM138 197V198H139ZM177 197V196H176ZM185 197V196H184ZM207 197V196H206ZM205 197V198H206ZM225 197V198H224ZM229 197H230V195H229ZM239 198L241 197V196H238ZM244 197V196H243ZM70 198H72V197H70ZM106 199L105 197H104V199H106L105 201H106V203H109V202H111L112 200H113V198H112V200H111V198H109V199ZM202 198H204V195H203V197ZM231 198V197H230ZM230 198H229V200H230ZM238 198V199H239ZM242 198V197H241ZM245 198H247V197H244V200H245ZM102 199V201H103V198H101ZM122 199H123V197H122ZM179 199V198H178ZM208 199V198H207ZM206 199V200H207ZM252 199V198H251ZM261 199V198H260ZM33 200H34V198H33ZM32 200V201H33ZM35 200H36V202H34L35 204H36V208H37V212H35L36 213V215H37V217L38 218H40V220L42 219V221H44V226L41 228V225H40V228L41 229H39V231L38 232H43L42 234L41 233H39L38 234V236L40 235L42 238H43V236H45V235H47V237L49 238L47 241H48V243H47V245H48V248L47 249H51L50 250V252L51 253H53L54 252V254H55V259L56 258H58V259H60V264H62L61 262V258H59V256H60V254H59V250L61 249V243H60V241L58 240V236H57V234H55V230H54V228L50 225V223H49V212H48V210H47V208L45 207V205H44V203L42 202V200H40L39 198H37V197H35ZM34 200V201H35ZM107 200L109 201V202H107ZM125 200V199H124ZM220 200V199H219ZM229 200H228V202H229ZM235 200H237V198H235ZM256 200V199H255ZM53 201V202H54ZM58 201V200H57ZM57 201H55L54 203H55V206H59V204H57L58 202ZM101 201V202H102ZM105 201H103L104 203H101L102 205H104L105 204ZM165 201H166V199H165ZM207 201H209V200H207ZM206 201V202H207ZM211 201V200H210ZM210 201L208 202V203H210ZM214 201V200H213ZM218 201V200H217ZM222 201H220V202H222ZM234 201V200H233ZM238 201V200H237ZM261 201V200H260ZM61 202V201H60ZM99 202V201H98ZM126 202V201H125ZM186 202V201H185ZM202 202H203V200H202ZM223 202H225V201H223ZM236 202V201H235ZM235 202H231L232 204H234ZM242 202H243V200H242ZM258 202V201H257ZM120 203V204H119ZM208 203L207 204H205V201H204V203L203 204H205V205H208ZM217 203V202H216ZM218 203H219V201H218ZM239 202H237V203H235L236 204V207H235V205H234V208L236 209V208H238L237 207V204H238ZM241 203V202H240ZM111 204H113V202L111 203ZM126 204V203H125ZM166 204V203H165ZM185 204V203H184ZM225 204V203H224ZM226 204H227V201H226ZM225 204V205H226ZM243 204V203H242ZM246 204V203H245ZM68 205H70L69 203H68ZM78 205V204H77ZM101 205V206H102ZM106 205H110V204H106ZM127 205H128V203H127ZM183 205V204H182ZM204 205V206H205ZM210 205V204H209ZM219 205V204H218ZM220 205H221V203H220ZM223 205V204H222ZM230 204L228 203V205H226V206H229ZM241 205V204H240ZM255 205V204H254ZM258 205V204H257ZM112 206V205H111ZM110 206V207H111ZM113 206H115L114 204H113ZM129 206V205H128ZM127 206V207H128ZM225 206V207H226ZM233 206V205H232ZM232 206L230 207L231 209H233L232 208ZM239 206V205H238ZM241 206H243V205H241ZM240 206V207H241ZM247 206V205H246ZM259 206V205H258ZM256 207V208H254V206L253 207H250L249 208V210H251V208H252V213H251V211H248L249 212V216H250V213H251V216L250 217H248L249 218V220H247L248 218H246V220H247V224L245 225V227H246V229H244V230H246V231H244L245 232V234L246 233H248L249 232V234H251V235H253V232H255V230H256V232H257V230H259L260 231V229H257L258 227H260L261 228V230H262V227L264 228V226H262L261 224H260V222H258V220H260V219H258V217H260L261 216V214L260 213H262L263 211H261V210H264V208L263 209H261V205L259 206V207ZM166 207V206H165ZM170 207H171V205H170ZM179 207V206H178ZM206 207V206H205ZM215 207V206H214ZM224 207V206H223ZM264 207V206H263ZM97 208H99V206H98V204H97ZM129 208V207H128ZM168 208H169V206H168ZM172 208V207H171ZM204 208V207H203ZM207 208V207H206ZM228 208V207H227ZM248 208V207H247ZM165 209V208H164ZM180 209V210H179ZM178 210V214H177V218L180 220V219H182L183 218V213H184V209H185V207H183V206H181V208H179ZM205 209V208H204ZM216 209V208H215ZM219 209H220V207H219ZM226 209V208H225ZM230 209V210H231ZM235 209H233V210H235ZM241 209V208H240ZM127 210V209H126ZM129 210V209H128ZM173 210V209H172ZM220 210H222V209H220ZM229 210V211H230ZM244 211H246L245 209H243ZM243 210H241V212L243 211ZM165 211V210H164ZM204 211V210H203ZM202 211V212H203ZM206 211H208V210H206ZM211 211V210H210ZM223 211V210H222ZM229 211H228V213H229ZM237 211H238V209H237ZM72 212V211H71ZM71 212H70V214H71ZM130 212V211H129ZM128 212V215L130 214V216H129V219H130V222H131V220L133 221V219L132 218H130L131 217V213H129ZM186 212V211H185ZM205 212V211H204ZM214 212H216L215 210H214ZM227 212V211H226ZM226 212H224L225 214H226ZM240 212V211H239ZM239 212H237V213H239ZM40 213V214H39ZM67 213V212H66ZM65 213V214H66ZM97 213V212H96ZM125 213V214H124ZM209 213V212H208ZM224 213H223V215H224ZM227 213V214H228ZM233 213V212H232ZM244 213H247V212H243V214L242 215H240L241 213H239V215L240 216H243V215H246V214H244ZM69 214V215H70ZM101 212L99 213V214H97L96 215V217L94 216L93 218H96V220L95 221H93L94 223H96L97 221H99V222H102L101 224L99 223V225H102L104 222H103V220L104 219H106L105 217L103 218L101 215ZM117 214V215H116ZM186 214V213H185ZM220 214H221V212H220ZM40 217H39V216ZM72 215H74L75 217H77L76 215V213H74V212H72ZM99 215H100V217H102L103 219H100L99 218ZM108 215V214H107ZM110 215V214H109ZM213 215H215V214H213ZM232 215V214H231ZM260 215V216H259ZM264 215V214H263ZM71 216V215H70ZM104 216V215H103ZM216 216V215H215ZM214 216V217H215ZM229 216H230V213H229ZM234 216V215H233ZM235 216H237V215H235ZM239 216V217H240ZM248 216V215H247ZM37 217H36V219H37ZM67 217H69L68 215H67ZM73 217V216H72ZM206 217V216H205ZM205 217L203 218V217H201V219H202V221H204V219H205ZM207 217H208V215H207ZM220 217V216H219ZM231 217V216H230ZM229 217V218H230ZM238 217V216H237ZM245 217V216H244ZM125 218H128V217H125ZM176 218V217H175ZM216 218V217H215ZM109 218H107V220H108ZM240 218H238V220H239ZM72 220L74 221V219L72 218ZM100 220H102V221H100ZM161 220H163V219H161ZM175 220H177V219H175ZM207 221H208V219H206ZM205 220V221H206ZM225 220V219H224ZM226 220H228V219H226ZM245 220V221H246ZM261 220H263V217H262V219ZM69 221V220H68ZM71 221V220H70ZM105 221V220H104ZM160 221V220H159ZM158 221V222H159ZM204 221V223H205V225H206V222ZM211 221V220H210ZM221 221V220H220ZM229 221V220H228ZM264 221V220H263ZM263 221H262V224H263ZM109 222V221H108ZM156 222V221H155ZM162 222V221H161ZM160 222V223H161ZM174 222V221H173ZM182 222V221H181ZM186 222V221H185ZM198 222H201V221H198ZM242 222V221H241ZM240 222V223H241ZM243 222H244V220H243ZM72 223V222H71ZM106 223V222H105ZM132 223V222H131ZM183 223V222H182ZM203 223V222H202ZM214 223H216V222H214ZM213 223V224H214ZM238 223V222H237ZM236 223V224H237ZM246 223V222H245ZM244 223V224H245ZM212 224V221H211V225L213 226L212 228L213 229H215V228H217V227H215L214 228V225H216V224H214L213 225ZM219 224V223H218ZM222 223H220V225H221ZM234 224H235V222H234ZM244 224H243V227H244ZM91 225V224H90ZM93 226L94 225H96L95 227H97V225L98 224H92ZM91 225V226H92ZM107 225H109V223H107ZM106 225V226H107ZM162 225V224H161ZM197 225V224H196ZM204 225V227H206ZM220 225H219V227H220ZM231 225L232 224H230V227H231ZM262 227H261V226ZM91 226H90V228H91ZM92 226V227H93ZM105 226V225H104ZM126 226V227H127ZM180 226V225H179ZM223 226H225V225H223ZM94 227V228H95ZM99 227V226H98ZM129 227V226H128ZM132 227V226H131ZM130 227V228H131ZM193 227V226H192ZM192 227H190L189 226V223L188 224H185V226H184V228H183V230H182V236H181V244H182V246L179 248V250H181V253H180V251L178 252V253H180L181 254V256H184V257H182V258H184L183 259V264H214V262L210 259V256H212L213 257V255H211V251H209V250H211L212 249V247H210V249L208 250V249H206L205 248V246L204 245H206L205 244V242H204V239H206V238H204V233H205V235L208 233V231L207 232H203V231H201L202 229H204L205 230V228L203 227L201 230H199L200 229V227L198 228V230L199 231H197V229H194V228H192ZM211 227V226H210ZM226 227V226H225ZM228 227V226H227ZM242 227V228H243ZM100 228V227H99ZM99 228H97V229H99ZM181 228V227H180ZM220 228H222V226L220 227ZM239 228H240V226H239ZM51 229H53V230H51ZM92 229V228H91ZM96 229V230H97ZM115 229H116V231H115ZM123 229V230H122ZM129 229V228H128ZM209 229V228H208ZM231 228H229V230H230ZM236 229V228H235ZM241 229V228H240ZM248 229V230H247ZM95 230V229H94ZM94 230H92V231H90V234H92L94 237H92V240H94L93 242H94V244H95V250H96V252L97 251H99L98 253L100 254L101 252L103 253V245H102V243H101V233H97L96 232V230L94 231ZM122 230V231H121ZM180 230V229H179ZM206 230H207V227H206ZM212 230V229H211ZM224 231H226L225 229H223ZM222 230V231H223ZM228 230V229H227ZM228 230V231H229ZM232 230H234V227H233V229ZM237 230H239V229H237ZM237 230H235V232L237 231ZM108 231V230H107ZM127 231V230H126ZM126 231H124V232H126ZM213 231V230H212ZM211 231V234H213V232ZM217 231H218V233H219V230H217L216 229V233H217ZM220 231H221V229H220ZM221 231V232H222ZM241 231H242V229H241ZM242 231V232H243ZM263 231H264V229H263ZM93 232L95 233V234H93ZM99 232V231H98ZM110 232H111V230H110ZM177 232V231H176ZM230 232L232 233V231L230 230ZM238 232V231H237ZM243 232V233H244ZM255 232V233H256ZM115 233H113L114 235V238H117V237H115V235H117V234H115ZM127 233V232H126ZM126 233H125V236L127 237L128 236V234H129V230H128V234L126 235ZM215 233V232H214ZM215 233V234H216ZM223 233H225V232H223ZM238 233H241V232H238ZM243 233L240 235L241 237L239 238V235H238V238L240 239V245H241V243L243 244L244 242H242L243 240H244V238L243 237H246V235L245 236H242L243 235ZM255 233H254V235H255ZM264 233V232H263ZM101 234V235H100ZM167 234V233H166ZM170 234V233H169ZM208 234H210V230H209V233ZM220 235L222 234V233H219ZM235 234H237V233H235ZM248 234V235H249ZM259 234H260V232H259ZM258 234V236H260ZM92 235H90V236H92ZM181 235V234H180ZM216 235H218V234H216ZM223 235V234H222ZM253 235V236H254ZM263 235V234H262ZM261 235V237H263ZM39 236V237H40ZM101 236V237H100ZM112 236V235H111ZM118 236V235H117ZM124 236V238L122 239V237H121V239L122 240H125L124 242H125V244H126V246L124 245V242L122 241V240H120V242H123V244L122 243H119V241H118V243H119V245L120 246H125V248H127L128 246H127V243L129 244L130 242H128V241H130V239H128L127 240V238ZM175 236V235H174ZM210 236V235H209ZM212 236H214V235H211L210 237H212ZM223 236H225V235H223ZM223 236H221V237H223ZM234 236H237V235H234ZM233 236V237H234ZM252 236V237H253ZM257 236V237H258ZM119 236H118V238H120ZM169 237V236H168ZM180 237V236H179ZM178 237V238H179ZM210 237H208L207 239H210ZM216 238H218L217 236H215ZM227 237H231L232 239H234L232 236H229V233H228V236ZM248 237V236H247ZM249 237H251V236H249ZM252 237H251V243H253V245L254 246H257L258 247V249L260 250V251H262L263 252V254H264V241L262 242L261 240H263L262 238H260L259 240H260V242H257V241H259L257 238H256V236H254L253 237V239H252ZM114 238H112V239H114ZM176 238H177V235H176ZM241 238H243V240L241 239ZM255 238L257 239V241L255 240ZM264 238V237H263ZM47 239V238H46ZM172 239V238H171ZM223 239V238H222ZM222 239H219V240H222ZM45 240V239H44ZM213 239H211L210 240V242L212 241ZM219 240L217 241V242H219ZM225 240H227L226 239V237H224V239L221 241L222 243H223V246L221 245V243H220V246H222V247H225V245H224V242H226ZM237 239L235 238V241H236ZM242 240V241H241ZM245 240H246V238H245ZM249 239L247 238V240L246 241H248ZM59 241V242H58ZM115 240H113V242H114ZM180 241V240H179ZM202 241L204 242V245L202 244ZM208 241L209 240H207V244H208V246H209V243H208ZM230 241H232L231 239H230ZM230 241H229V239H228V242H226L225 244H226V246H227V248H226V250L229 252V251H232L233 250V254H234V248H238L239 247V245H237V243L238 242H236V244L235 245H233V246H238V247H232L231 245L233 244V242H232V244L230 243ZM235 241H234V243H235ZM254 241V242H253ZM174 242V241H173ZM60 243V244H59ZM117 243V241L115 242V244ZM117 243V244H118ZM163 243V242H162ZM165 243V242H164ZM211 243H213V242H211ZM247 244H248V242H246ZM243 244V245H247V244ZM114 243H112V247L113 246H115V244L113 245ZM117 244H116V246H117ZM154 244V243H153ZM216 244H218V243H216ZM231 244V245H230ZM249 244H250V240H249ZM248 244V245H249ZM60 245V246H59ZM151 245V244H150ZM167 245V244H166ZM177 245V244H176ZM247 245V246H248ZM110 246H111V244H110ZM129 246H130V244H129ZM153 246H155V245H153ZM153 246H151V247H153ZM157 246V245H156ZM156 246H155V248H156ZM207 246V245H206ZM207 246V247H208ZM210 246H215L214 245V243H213V245H210ZM219 245H217V246H215V247H220ZM249 246H251V248H252V245L250 244ZM58 247H59V249H58ZM111 247V248H112ZM158 247V246H157ZM175 247V246H174ZM179 247V246H178ZM215 247H213V248H215ZM241 247V246H240ZM243 247V246H242ZM121 248H124V247H121ZM120 248V249H121ZM147 248V247H146ZM159 248V247H158ZM163 248V247H162ZM183 248V249H182ZM217 248V249H218ZM221 248V247H220ZM224 248V249H225ZM244 248V247H243ZM250 248V249H251ZM256 248V247H255ZM46 249V250H47ZM114 249H116V248H114ZM117 249H118V246H117ZM117 249H116V251H117ZM119 249V251L120 252H117L118 254H115L116 256H118V258H120L119 260V264H126V262H127V260H129V258L127 259V257H129L130 256V254L128 255V253L129 252H127V251H125L124 249L123 250H120ZM150 249V248H149ZM154 249V248H153ZM152 249V250H153ZM174 249H176V248H174ZM223 249V250H224ZM249 250V252H250V249H248V247L247 248H245V250ZM253 249H254V247H253ZM257 248L255 249V250H258ZM45 250V251H46ZM156 250V249H155ZM222 250V249H221ZM238 250V249H237ZM236 250V252H238ZM239 250L241 251V248H239ZM244 250V249H243ZM242 250V251H243ZM254 250V253L255 254H260V252H258L257 251V253H256V251ZM53 251V252H52ZM60 251H62V250H60ZM150 251H151V249H150ZM201 251V252H200ZM216 251V250H215ZM214 251V249H213V252H215ZM252 251V250H251ZM49 252V251H48ZM147 252V251H146ZM198 252V253H197ZM217 252H218V250H217ZM222 252V251H221ZM235 252V253H236ZM245 252V251H244ZM243 252V253H244ZM261 252V253H262ZM154 253V252H153ZM158 253H160V251L158 252ZM174 253V252H173ZM176 253V252H175ZM199 253H202V254H204L205 255V258L203 257V255H202V257H201V259L203 258L204 259V261L205 262H203V260H201V261H194L193 263H192V261L194 260V257L196 256V258L195 259H197V255H199ZM231 252H229V254H230ZM248 253V252H247ZM247 253L245 254L244 253V255H247ZM97 255V256H100V255ZM114 254V253H113ZM143 254V253H142ZM151 254H152V252H151ZM197 254V255H196ZM213 254V253H212ZM225 256H227V252L225 251ZM224 254H223V256H224ZM228 254V255H229ZM236 254H239V252L238 253H236ZM250 254V253H249ZM249 254H248V256H249ZM101 255H103V254H101ZM140 255V254H139ZM148 255V254H147ZM147 255H145L146 257H147ZM150 255V254H149ZM173 255H175V254H173ZM179 254H177V256H178ZM220 255H221V253H220ZM220 255H219V257H220ZM232 255V254H231ZM230 255V256H231ZM251 255L253 256V253H251ZM262 255V254H261ZM155 256V255H154ZM159 256V255H158ZM181 256H179V258L180 259H182L181 258ZM232 256H235V254L234 255H232ZM237 256H239V255H237ZM255 256V255H254ZM115 257V256H114ZM146 257H143L144 258V261L143 262H145L146 260H145V258ZM149 257V256H148ZM152 256L150 255V258H151ZM174 257V256H173ZM221 257H222V255H221ZM227 257H229V256H227ZM251 257V256H250ZM257 257H261V256H257ZM257 257H256V259H257ZM263 257V256H262ZM261 257V258H262ZM117 258V257H116ZM115 258V259H116ZM215 258V257H214ZM224 258H226V257H222V264L223 263H225V262H223V261H226V259L225 260H223ZM234 258V257H233ZM247 258V256L245 257V259ZM255 258V257H254ZM137 259V258H136ZM221 259V258H220ZM219 259V260H220ZM235 259V258H234ZM234 259H233V261H234ZM264 259V258H263ZM118 260V259H117ZM151 260V259H150ZM229 260H230V258H229ZM232 260V259H231ZM235 260H238V259H235ZM258 260V259H257ZM59 261V260H58ZM116 261V260H115ZM170 261V260H169ZM180 261V260H179ZM255 261V260H254ZM254 261H252V259H251V262L249 261V262H246V263H251L252 264V262H254ZM152 262H156V261H152ZM151 262V263H152ZM165 262H166V260H165ZM164 262V263H165ZM171 262V261H170ZM218 262V261H217ZM216 262V263H217ZM231 262V261H230ZM236 261H234V263H235ZM260 262H262V261H260ZM59 263V262H58ZM118 263V262H117ZM147 263H148V261H147ZM177 263V262H176ZM179 263H182V262H179ZM219 263V262H218ZM217 263V264H218ZM226 263H229L228 261H226ZM238 263V262H237ZM128 264V263H127ZM142 264V263H141ZM143 264H145V263H143ZM154 264V263H153ZM163 264V263H162ZM178 264V263H177ZM231 264V263H230ZM233 264V263H232ZM239 264V263H238ZM254 264V263H253ZM256 264V263H255Z\"/></svg>",
	"mask_w": 264,
	"mask_h": 264
}]
</instances>
